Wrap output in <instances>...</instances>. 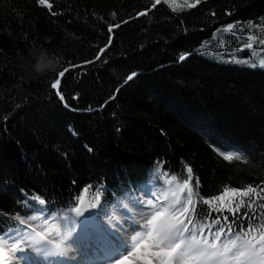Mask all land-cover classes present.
<instances>
[{
  "label": "trees",
  "instance_id": "obj_1",
  "mask_svg": "<svg viewBox=\"0 0 264 264\" xmlns=\"http://www.w3.org/2000/svg\"><path fill=\"white\" fill-rule=\"evenodd\" d=\"M49 2L0 0V238L13 240L17 214L63 224L76 206L100 225L187 167L203 200L260 192L233 233L264 224V0ZM65 68L61 101L51 85ZM238 199L197 204L194 220L232 222L224 205Z\"/></svg>",
  "mask_w": 264,
  "mask_h": 264
},
{
  "label": "snow or ice",
  "instance_id": "obj_2",
  "mask_svg": "<svg viewBox=\"0 0 264 264\" xmlns=\"http://www.w3.org/2000/svg\"><path fill=\"white\" fill-rule=\"evenodd\" d=\"M39 3L52 7L49 0H39ZM159 3L160 0H155L152 7ZM113 15L115 16V13ZM112 27L109 26V32L112 31ZM115 27H119V24ZM260 43L264 44V40ZM247 46L251 47V45ZM259 64L264 66V58ZM66 71L67 68L60 71L51 85L57 89L61 101L64 100V96L60 93L58 85ZM135 75L136 73H132L127 80L133 79ZM221 155L228 161L241 159L239 153H221ZM186 172L188 175L167 194L158 196L153 201L143 202L148 208L147 212L141 214L143 224L134 222L136 224L133 227L134 234L129 233L128 238H122L117 245L111 247L107 264H264V224L255 220L246 228L238 227L235 233L231 227L239 214V208L241 206L251 208L256 199H261L260 192L251 185L243 190L225 188L221 195L214 197L213 200H203L193 191L191 167H187ZM172 180H177V177L173 176ZM198 183L197 179L196 185ZM230 195L239 198L238 201L230 202L234 205L232 207L224 205L234 218L232 222L228 221L227 216H216L210 222H205L207 217L199 221L194 220L197 204L212 205L213 201L223 202L225 197ZM245 198H249L251 202L246 203ZM30 199L37 201L39 205L46 204L39 195H34ZM261 207H264V204ZM68 211L74 213L75 217H81L85 209L76 206ZM213 211L222 212L223 209L210 208L209 217ZM246 217H248L247 211L241 214V218ZM14 219L18 221V226L10 230L13 233L10 237L13 243L7 247V250L5 246L8 245V240L0 238V264H11L10 253L25 252L27 249L22 247V244H27L28 248L43 252L47 256L64 255L66 251L64 241L76 231V219L67 214L60 217L63 225L49 226L48 221L44 220L42 225L34 227L30 221L39 219L37 216L24 218L17 214ZM87 220L88 218H85L80 223L86 225ZM19 225L26 226L30 231L21 234ZM16 237L19 239L17 240Z\"/></svg>",
  "mask_w": 264,
  "mask_h": 264
},
{
  "label": "rangeland",
  "instance_id": "obj_3",
  "mask_svg": "<svg viewBox=\"0 0 264 264\" xmlns=\"http://www.w3.org/2000/svg\"><path fill=\"white\" fill-rule=\"evenodd\" d=\"M155 194L156 192L153 193V195ZM127 208H129L127 213L117 212L115 218H109L100 225L92 219L90 212L85 210L84 215L78 217V220L81 222L88 218L87 224L82 225L80 223L79 231L81 230V232L78 235L75 234L76 231L73 232L64 241L65 254L59 255L60 260H56L57 256L53 258L58 261L57 263L45 257L43 252L41 255L40 252L35 251L33 248H28L27 244H22V247L27 250L25 252L10 253L11 264H48V262L50 264H107V257L111 247L117 245L122 238H128L129 233L134 234L133 227L136 226L134 222H139V225H142L141 214L148 211L144 203L138 208L127 204ZM30 223L34 227L40 225L37 220H31ZM53 224L61 223L54 221L50 222L49 226ZM37 230L40 229L37 228ZM12 243L13 240H8V245L5 246L6 250Z\"/></svg>",
  "mask_w": 264,
  "mask_h": 264
},
{
  "label": "clouds",
  "instance_id": "obj_4",
  "mask_svg": "<svg viewBox=\"0 0 264 264\" xmlns=\"http://www.w3.org/2000/svg\"><path fill=\"white\" fill-rule=\"evenodd\" d=\"M35 67H36L37 71H43L46 68H54V64H53L52 60L49 59V60H47V62H45L43 64L38 63Z\"/></svg>",
  "mask_w": 264,
  "mask_h": 264
},
{
  "label": "bare ground",
  "instance_id": "obj_5",
  "mask_svg": "<svg viewBox=\"0 0 264 264\" xmlns=\"http://www.w3.org/2000/svg\"><path fill=\"white\" fill-rule=\"evenodd\" d=\"M81 232V230L80 231H76L75 232V234L76 235H78L79 233ZM41 253V255H42V252H40ZM44 255H45V253H43ZM58 258H56V260H60L59 259V255H56ZM45 257H47V258H49V259H51L52 261H54L55 263H57L58 261H56L55 259H53L54 258V256H47V255H45ZM61 261H62V259H61ZM48 264H50L49 262H48ZM51 264H53V263H51ZM77 264V263H76Z\"/></svg>",
  "mask_w": 264,
  "mask_h": 264
}]
</instances>
